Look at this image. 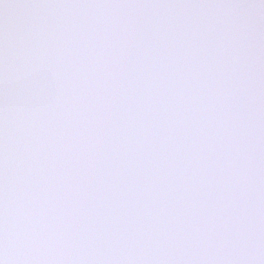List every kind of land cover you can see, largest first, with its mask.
I'll return each instance as SVG.
<instances>
[{
	"label": "water",
	"instance_id": "1",
	"mask_svg": "<svg viewBox=\"0 0 264 264\" xmlns=\"http://www.w3.org/2000/svg\"><path fill=\"white\" fill-rule=\"evenodd\" d=\"M0 264H264V0H0Z\"/></svg>",
	"mask_w": 264,
	"mask_h": 264
}]
</instances>
